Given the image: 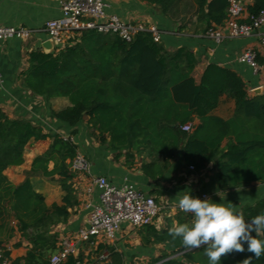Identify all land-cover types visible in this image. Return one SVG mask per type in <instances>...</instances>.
Returning <instances> with one entry per match:
<instances>
[{
  "label": "trees",
  "instance_id": "16d2710c",
  "mask_svg": "<svg viewBox=\"0 0 264 264\" xmlns=\"http://www.w3.org/2000/svg\"><path fill=\"white\" fill-rule=\"evenodd\" d=\"M140 1L157 7L164 17L179 24V33L203 36L224 26L229 8V0ZM263 12L264 0H253L248 6L250 18ZM257 62L264 65L260 52ZM197 64L191 50L168 51L150 31L126 41L115 33L89 29L53 53L30 51L21 84L48 103L66 99L68 105L61 109L50 105L52 119L71 128L86 122L98 144L115 152L116 159L124 156L129 168L140 162L142 173L154 182L164 177L181 153L188 172L216 163L218 186L223 191L264 184V93L251 97L241 76L215 64L206 68L197 83L193 77ZM224 99L235 106L233 117L227 120L213 114ZM196 118L199 125L194 124ZM185 126L191 131H185ZM76 134L73 130L68 138L52 137L32 122L10 118L0 109V230L8 229L9 238L19 232L32 245L26 256L13 264H49L50 254L58 251L59 236L52 231L59 223H66L70 209L79 205L76 175L71 170L78 155L73 141ZM47 139L53 142L46 155L35 160L31 173L58 176L64 197L62 205L51 207L45 206L44 197L35 193L28 181L15 187L4 175L10 166L23 163L31 141ZM50 162L54 163L52 172L48 171ZM258 215H264V198L242 209L247 222ZM190 218L180 216L178 226L188 224ZM15 220L17 228L11 226ZM172 227L158 230L151 225L141 231L144 247L167 244L172 248L171 253H163L148 264H209L206 246H185L181 237L169 235ZM31 229L36 233L30 235ZM255 238L264 239V231ZM82 246L63 264H126L124 254L112 244L96 246L90 242ZM244 246L247 249V244ZM0 249L10 258L2 240ZM249 257L252 264H264V256L256 259L247 250L226 254L221 260L222 264H243Z\"/></svg>",
  "mask_w": 264,
  "mask_h": 264
},
{
  "label": "crops",
  "instance_id": "0c3cea01",
  "mask_svg": "<svg viewBox=\"0 0 264 264\" xmlns=\"http://www.w3.org/2000/svg\"><path fill=\"white\" fill-rule=\"evenodd\" d=\"M244 1L248 6L253 3V0ZM106 3L109 14L117 15L130 23L156 28L160 32V40L168 51L179 48L191 50L198 61L193 73L197 83H200L206 68L215 64L241 76L251 97L257 95L255 91L258 89L262 91L260 95L264 93V65L260 73H255L252 68L239 61L247 49H254L264 56V50L257 37L227 38L218 43L209 36L179 33V24L164 17L157 7L140 0H106ZM61 15V0H0V27H25L35 31L29 40L13 39L0 42V109L10 118L32 122L52 137L60 135L68 138L73 130H77L73 141L78 147V154H82L90 163L89 172L78 174L74 179L79 205L70 209V217L66 223H59L52 231V234L57 233L59 236L58 250L63 242L74 239L87 226L91 205L99 204L98 188H94L92 194L87 193L92 187L94 177H106L117 186H135L139 191L155 198L160 205L178 206L179 199L184 195H193L202 199L211 197L214 202L230 206L240 215L245 206L255 205L264 198V184L258 182L233 190H221L218 186L219 172L216 163L209 164L201 171L188 172L183 167L181 153L172 162L170 170L164 177L154 182L142 173L140 162L129 168L126 166L124 156L116 159L115 152L98 144L91 137L90 126L86 122L80 123L77 128H71L52 119L50 105L55 109H61L68 105V101L56 99L48 103L45 97L33 95L23 88L21 75L28 67L29 52L36 49L44 51L43 44L47 37L43 28L46 22ZM234 109V103L224 99L213 114L227 120L233 117ZM194 124L199 125V119L196 118ZM52 142L51 139L31 141L25 149L23 163L19 166H10L4 173L15 187L28 181L33 191L44 197L46 207L62 205L64 192L58 176L48 177L43 173L31 172L35 160L46 155ZM227 143V141L224 143L223 150H226ZM53 169L54 163L50 162L48 171L52 172ZM180 216H190L188 221L190 225L194 222L191 213L176 211L168 217L163 214L153 226L158 230L169 225L178 226ZM143 229H133L126 225L118 240L112 244L124 254L126 264L132 262L148 264L163 253L172 252V248L167 244L144 247L141 237ZM253 235L260 236L261 232ZM0 240L5 242L12 262L24 258L32 247L30 240L18 232L11 238L6 235L0 236ZM56 252L50 254V257ZM87 254L89 250L86 251Z\"/></svg>",
  "mask_w": 264,
  "mask_h": 264
},
{
  "label": "built area",
  "instance_id": "2783aa9c",
  "mask_svg": "<svg viewBox=\"0 0 264 264\" xmlns=\"http://www.w3.org/2000/svg\"><path fill=\"white\" fill-rule=\"evenodd\" d=\"M61 17L46 22L43 32L47 40L54 42V51L62 49L76 34L84 30L96 29L101 33H115L126 41H132L142 31H150L155 40H160L156 28H147L143 24L127 22L117 15L109 14L106 0H61ZM249 20V23L246 22ZM264 12L257 18H250L248 5L244 0H229L228 16L223 27L211 32L209 37L221 43L227 38L257 37L264 50ZM35 31L25 27H0V42L13 39L29 40ZM258 52L247 49L239 61L260 73L262 66L257 62ZM191 131L190 126L183 128ZM77 176L90 170V163L82 154H78L71 165ZM99 189V204L91 205L88 224L78 235L61 244L60 249L50 257L49 264H63L71 255L79 252L85 243L114 244L124 226L142 229L154 225L163 214L166 217L174 212H182L175 205H160L155 198L139 191L135 186H117L106 177H94L92 187L87 191ZM107 257V256H106ZM0 264H13L5 252L0 249Z\"/></svg>",
  "mask_w": 264,
  "mask_h": 264
},
{
  "label": "clouds",
  "instance_id": "9594fccd",
  "mask_svg": "<svg viewBox=\"0 0 264 264\" xmlns=\"http://www.w3.org/2000/svg\"><path fill=\"white\" fill-rule=\"evenodd\" d=\"M178 207L185 213H191L194 222L170 228L169 235L181 237L182 243L188 247L206 246L209 264H222V256L245 250L253 253L256 259L264 256V239L253 235L264 231V215L246 222L232 207L214 202L211 197L202 199L193 195L180 198ZM243 264H252V257L245 259Z\"/></svg>",
  "mask_w": 264,
  "mask_h": 264
},
{
  "label": "water",
  "instance_id": "95a60500",
  "mask_svg": "<svg viewBox=\"0 0 264 264\" xmlns=\"http://www.w3.org/2000/svg\"><path fill=\"white\" fill-rule=\"evenodd\" d=\"M54 42L52 41H46L44 44H43V49H44V52L45 53H53L54 52ZM257 95H260L262 93L261 89H258L255 91Z\"/></svg>",
  "mask_w": 264,
  "mask_h": 264
},
{
  "label": "rangeland",
  "instance_id": "374dc122",
  "mask_svg": "<svg viewBox=\"0 0 264 264\" xmlns=\"http://www.w3.org/2000/svg\"><path fill=\"white\" fill-rule=\"evenodd\" d=\"M87 160H88V159H87ZM11 220L13 221L14 219L11 218ZM11 226L17 228L18 225H17L16 220H15L14 222L11 223ZM18 233H19V232H18ZM35 233H36L35 230H33V229L29 230V234H30V235L35 234ZM7 234H8V229H5V230H3V231L0 230V236H3V237H4V235L8 236ZM51 255H52V254H51Z\"/></svg>",
  "mask_w": 264,
  "mask_h": 264
}]
</instances>
